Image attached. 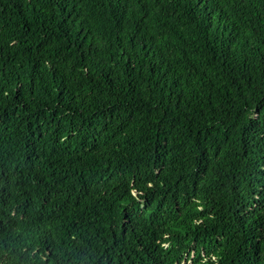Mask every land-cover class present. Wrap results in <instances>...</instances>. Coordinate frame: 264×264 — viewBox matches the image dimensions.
Wrapping results in <instances>:
<instances>
[{"label": "trees", "instance_id": "16d2710c", "mask_svg": "<svg viewBox=\"0 0 264 264\" xmlns=\"http://www.w3.org/2000/svg\"><path fill=\"white\" fill-rule=\"evenodd\" d=\"M0 264H264V0H0Z\"/></svg>", "mask_w": 264, "mask_h": 264}, {"label": "rangeland", "instance_id": "374dc122", "mask_svg": "<svg viewBox=\"0 0 264 264\" xmlns=\"http://www.w3.org/2000/svg\"><path fill=\"white\" fill-rule=\"evenodd\" d=\"M19 216H20V214H19Z\"/></svg>", "mask_w": 264, "mask_h": 264}]
</instances>
